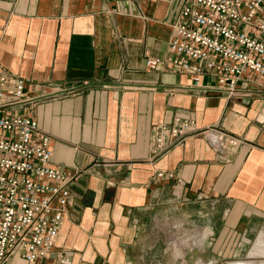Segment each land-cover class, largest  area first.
Returning <instances> with one entry per match:
<instances>
[{
	"label": "crops",
	"instance_id": "0c3cea01",
	"mask_svg": "<svg viewBox=\"0 0 264 264\" xmlns=\"http://www.w3.org/2000/svg\"><path fill=\"white\" fill-rule=\"evenodd\" d=\"M183 2L0 0V68L56 95L12 113L34 118L52 164L77 174L43 264H264V80L230 95L173 72ZM176 117L240 142L191 136L154 159L153 128Z\"/></svg>",
	"mask_w": 264,
	"mask_h": 264
},
{
	"label": "built area",
	"instance_id": "2783aa9c",
	"mask_svg": "<svg viewBox=\"0 0 264 264\" xmlns=\"http://www.w3.org/2000/svg\"><path fill=\"white\" fill-rule=\"evenodd\" d=\"M264 0H184L174 21L168 61L175 73L189 76L191 89L201 78L217 80L227 94L237 83L264 80ZM159 59L145 60L156 69ZM25 82H11L0 68V264L10 259L43 264L55 248L59 227L77 174L52 164V138L31 116L12 113L21 107L56 98L31 95ZM191 136H207L216 147L240 141L223 130L198 128L178 117L153 128L150 154L159 159ZM173 178L160 171L156 178Z\"/></svg>",
	"mask_w": 264,
	"mask_h": 264
}]
</instances>
